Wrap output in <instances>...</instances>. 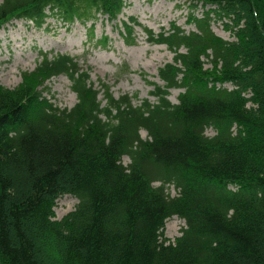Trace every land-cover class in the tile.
<instances>
[{
	"label": "trees",
	"instance_id": "16d2710c",
	"mask_svg": "<svg viewBox=\"0 0 264 264\" xmlns=\"http://www.w3.org/2000/svg\"><path fill=\"white\" fill-rule=\"evenodd\" d=\"M187 3L192 30L143 28L173 53L158 69L163 84L152 83L154 102L114 97L104 82L96 89L65 53H43L16 87L0 85V264H264V0ZM123 7L2 0L0 27L52 18L90 23L93 37L102 15L132 45L139 23L120 20ZM216 21L233 40L214 33ZM60 74L76 96L69 108L44 95ZM171 88L182 89L176 103ZM64 194L77 204L56 220ZM172 216L185 226L170 242L163 228Z\"/></svg>",
	"mask_w": 264,
	"mask_h": 264
},
{
	"label": "rangeland",
	"instance_id": "374dc122",
	"mask_svg": "<svg viewBox=\"0 0 264 264\" xmlns=\"http://www.w3.org/2000/svg\"><path fill=\"white\" fill-rule=\"evenodd\" d=\"M2 0H0L1 2ZM124 7L119 14L120 20L128 21L134 17L139 26L134 28V43H124L120 31L123 30L119 22H108L105 16L100 15L95 21L93 37H90L89 24L81 25L78 22L63 24L52 18L37 28L29 21H12L0 27V85L14 88L21 82L23 72H31L40 61L41 55L48 56L65 53L77 58L78 63L87 69L90 80L96 89H100V82L110 86L114 97L123 94L133 98V104H140L143 99L155 101L151 91L153 84L162 85L158 77V69L166 63L172 62L173 53L165 45L151 44L146 39L143 28L154 33L161 29L167 30L174 22L185 30H192L193 26L187 22V2L189 0H123ZM201 8L197 6L195 13ZM214 33L225 39L233 40V36L225 29L220 21L212 25ZM107 36L106 45L96 43L102 36ZM48 91L46 98L58 108H69L76 102V96L70 88V81L65 75H57L46 82ZM229 87V85L227 84ZM182 91L180 88L169 89L168 99L177 102ZM98 99H103L102 91ZM146 137V132L141 131ZM206 135L211 136L214 131L207 129ZM124 164L129 162L127 157L122 159ZM168 192L171 196L177 194L172 186ZM76 197L64 194L60 196L53 208L54 219L60 220L75 209ZM185 226L184 221L176 216L166 220L163 236L173 242Z\"/></svg>",
	"mask_w": 264,
	"mask_h": 264
}]
</instances>
